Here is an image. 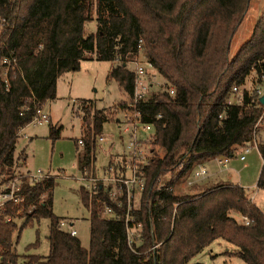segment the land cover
I'll list each match as a JSON object with an SVG mask.
<instances>
[{"label": "trees", "instance_id": "trees-1", "mask_svg": "<svg viewBox=\"0 0 264 264\" xmlns=\"http://www.w3.org/2000/svg\"><path fill=\"white\" fill-rule=\"evenodd\" d=\"M253 1L0 0L3 180L25 172L21 169L27 164L26 149L17 154L21 131L32 123L38 109L57 98L60 79L80 71L83 62L114 64L109 79L127 98L103 109L82 101L81 171L96 170L98 139L110 122L119 123L116 113L128 110L134 100L136 71L130 64L144 57L165 84L138 106L141 122L155 130L151 160L143 168L146 189L130 222L131 227L141 225L143 243L129 246L125 198L119 207L104 190L96 194L80 189L82 205L90 212V247L85 248L54 213L56 178L26 181L23 195L37 209L21 228V219L8 223L0 217V264H19L14 234L21 235L43 218L50 220L49 256H29L25 264H192L217 240L235 246L237 250L228 254L244 264H264V211L247 189L208 179L190 186V192H176L179 184L193 178L199 164L232 156L253 141L262 114L259 99L244 90L242 104L230 103L234 87L244 88L252 74L260 84L264 76V15L236 55L230 56ZM92 22L96 32L89 33ZM5 58L17 63L15 70L10 68L8 86ZM60 137L61 128L50 124V138ZM259 152L263 165L257 188L264 189V143ZM104 201L121 219H104ZM9 214H15L12 208ZM39 245L38 238L27 249Z\"/></svg>", "mask_w": 264, "mask_h": 264}, {"label": "rangeland", "instance_id": "rangeland-1", "mask_svg": "<svg viewBox=\"0 0 264 264\" xmlns=\"http://www.w3.org/2000/svg\"><path fill=\"white\" fill-rule=\"evenodd\" d=\"M264 15V0H254L248 10L243 24L238 30L231 46L230 56L233 57L238 52L241 45L247 41L252 33L256 20ZM89 33L96 32V23L92 22L88 26ZM87 30V29H86ZM87 31V32H88ZM137 62L146 63L144 57H140ZM114 64L108 61H85L78 72H70L64 75L58 83L57 98L48 101L49 111L53 117V125L61 128L59 140L50 138V124L31 125L27 134L20 136L18 152L26 149L27 165L22 167V171L44 170L51 171L57 175L60 171H65L63 177L56 180L54 195V213L65 223L64 229L70 231L75 229L77 237L81 240L85 248L90 247V212L81 202L80 185L76 177L81 174L79 169V156L83 150L79 151L77 141L83 136V111L81 104L83 100L94 102L98 109L109 108L119 104L127 98L115 81L109 79L111 68ZM131 69H135V63L130 64ZM154 73H156L154 71ZM157 75V74H156ZM163 82L157 76V83L153 91ZM255 74H252L243 89L253 94L258 87L264 89V81L260 84ZM162 86V84H161ZM240 95H232L231 100L237 101ZM119 123L110 122L105 127L103 137L105 141L97 151V167L101 169L108 167L111 158L116 156L124 147L119 143V125L124 119V112H117L115 115ZM120 120V121H119ZM155 136V130L150 127L144 136L148 139V149L155 147V140L149 137ZM31 135L32 138L29 136ZM118 142V143H117ZM119 155V154H118ZM263 160L257 149H253L246 155V160L241 161L239 156L231 159L227 167H219L215 161L209 164L211 173L216 172L217 177L210 179L209 183L224 182L240 185L249 191L253 196V202L264 211V189H258L257 183L262 169ZM168 178V176L166 177ZM188 179L176 187L178 194L190 192ZM208 180V179H207ZM192 181V180H191ZM199 182V181H198ZM202 182V180H201ZM197 183V182H196ZM239 221L241 217H236ZM23 221L18 222L21 228ZM73 224V226H72ZM50 220L43 218L40 222L26 227L22 234L19 231L14 234V252L20 256L19 264H25L29 256L47 257L50 253ZM39 247L27 249L28 246L37 242ZM237 248L223 240H217L204 249L199 255L192 259V264H244V262L228 252H235Z\"/></svg>", "mask_w": 264, "mask_h": 264}, {"label": "built area", "instance_id": "built-area-1", "mask_svg": "<svg viewBox=\"0 0 264 264\" xmlns=\"http://www.w3.org/2000/svg\"><path fill=\"white\" fill-rule=\"evenodd\" d=\"M4 63L7 65L4 77L7 86L9 85V71L10 68L16 69V61H11L9 58L4 59ZM136 65V86L133 102L128 105V110L124 111V119L119 120V143H124L121 151L116 152V156L111 158L108 167L96 170L92 168V172L88 167H85L81 174L76 178L79 182L80 189H86L92 193H98L99 190H104L105 193H109L111 201L119 207H122V198L126 199L127 212H126V225L129 246L132 248L134 244L139 245L143 243L142 234L140 232L141 225L131 227L130 222L134 220L133 212L137 209L139 200L146 189V178L144 177L143 168L149 165L151 160V150L148 149V139L144 136L148 133L151 125H145L140 120V112L138 106L140 103L145 102L153 91V87L157 83V73H154L155 69L153 65L146 62L144 65L141 62H134ZM156 72V71H155ZM261 81H264V76L261 77ZM161 87H165L163 82L159 81ZM171 93H174L171 90ZM234 95H240L237 101L231 100V104L243 103V89L234 87ZM256 97L260 99L264 96V89L258 87L255 92ZM261 103V102H260ZM44 107V106H43ZM43 107L37 110L35 117L30 125H48L50 124V117L44 112ZM262 114L254 127L253 141L245 148L237 151L232 156H219L215 158V162L219 167H227L231 163V159L239 156L241 161L246 160V155L253 149L259 151V146L264 143V105L261 103ZM23 130L21 131L22 134ZM151 139H154L153 135L149 134ZM105 141L103 135L98 139L101 144ZM118 143V142H117ZM121 143V145H122ZM79 151L84 150L83 140H79ZM260 153V152H259ZM119 154V155H118ZM64 173L59 172L54 175L51 171L27 170L21 175L10 180H3L0 176V217L5 222L14 221L16 218L25 220L27 216H31L37 209V206L32 204L28 205L26 196L23 195L24 183H39L43 180H50L53 178H61ZM209 177V170L205 165L199 164L193 174V178L189 181V186L194 185L196 182L204 180ZM253 200V196L251 197ZM102 216L106 220H119L121 215L117 213L115 208L108 204L107 201L103 202ZM12 208L15 212L14 215L9 214V209ZM15 216V217H14ZM242 218V217H241ZM241 222H245L247 225L249 221L246 218H242ZM65 227V223H62ZM72 236H77L78 232L75 229L70 230ZM157 248L154 246L153 249Z\"/></svg>", "mask_w": 264, "mask_h": 264}, {"label": "crops", "instance_id": "crops-1", "mask_svg": "<svg viewBox=\"0 0 264 264\" xmlns=\"http://www.w3.org/2000/svg\"><path fill=\"white\" fill-rule=\"evenodd\" d=\"M48 103H49V102H47V103L44 105L43 110H44L45 113H47V114L49 115V117H50V122H51V124H53V117H52L51 111H49ZM30 126H31V125H29V126H27L26 128H24L22 134H23V133L27 134V130L29 129ZM118 127H119V126H118ZM28 136H29V135H28ZM29 137L32 138L31 135H30ZM27 158H28V155H27ZM97 161H98V158H97ZM209 164H210V163L205 164V166H206V167L208 168V170H209V177L206 178V179H204V181L207 180V179L210 180V179L213 178V177H217V173H216V172L211 173V171H210V167H209ZM26 165H27V164H26ZM96 165H97V162H96ZM27 166H28V165H27ZM26 168H27V167H26ZM79 169H80V168H79ZM27 170H31V169L28 168ZM27 170H25V171H27ZM80 171H81V170H80ZM60 172H62V173L65 174V171H60ZM77 177H78V176H77ZM77 177H76V178H77ZM72 226H73V224H72ZM77 235H78V234H77Z\"/></svg>", "mask_w": 264, "mask_h": 264}, {"label": "water", "instance_id": "water-1", "mask_svg": "<svg viewBox=\"0 0 264 264\" xmlns=\"http://www.w3.org/2000/svg\"><path fill=\"white\" fill-rule=\"evenodd\" d=\"M260 102L264 105V96L260 99Z\"/></svg>", "mask_w": 264, "mask_h": 264}]
</instances>
